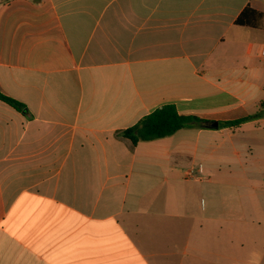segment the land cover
Masks as SVG:
<instances>
[{"label":"crops","instance_id":"crops-1","mask_svg":"<svg viewBox=\"0 0 264 264\" xmlns=\"http://www.w3.org/2000/svg\"><path fill=\"white\" fill-rule=\"evenodd\" d=\"M263 45L264 0H0V264H264ZM167 103L200 121L121 135Z\"/></svg>","mask_w":264,"mask_h":264},{"label":"trees","instance_id":"trees-1","mask_svg":"<svg viewBox=\"0 0 264 264\" xmlns=\"http://www.w3.org/2000/svg\"><path fill=\"white\" fill-rule=\"evenodd\" d=\"M263 14L247 6L245 7L235 23L240 25H256L258 18ZM0 100L10 104L16 109H23V104L18 100L6 96L0 92ZM247 118H238L227 120L221 123L222 126L239 125ZM200 121L194 115L180 114L173 103L164 104L147 115L143 116L135 125L126 128L121 135L128 138L132 144L141 140H151L155 138L171 135L177 130L194 125V122Z\"/></svg>","mask_w":264,"mask_h":264},{"label":"rangeland","instance_id":"rangeland-1","mask_svg":"<svg viewBox=\"0 0 264 264\" xmlns=\"http://www.w3.org/2000/svg\"><path fill=\"white\" fill-rule=\"evenodd\" d=\"M256 112L260 113V110H258ZM248 134L249 135L253 134L255 137L254 148H255L256 153L257 154L262 153L264 150H262L263 149L262 146H260V145L257 146L256 140L257 139H259L261 141L264 140V129L250 131ZM244 135L247 136L246 133ZM221 151L222 152L220 155H215L212 158H210V164L215 165L221 169L220 174L222 175L223 186L217 189L216 197L221 198V199H223V201H225V200L235 198V190L231 188L232 176H234V177L238 176L241 178H245L246 174L241 172V169H240V166L238 165L237 159L232 155L229 142L224 143ZM258 164L264 165V160H262V161L260 160L258 162ZM236 170H238V172H236ZM262 175H263L262 172L253 174L251 176V178L248 179L249 188L248 187L247 188H241L240 189V195L243 194V196H246V194H248L249 196H251L253 198L263 199L264 198V189L259 187V183H260L259 177H261ZM240 180H242V179H240ZM246 183H247V179L245 181V184ZM225 228L226 227L224 226L223 229L226 230ZM228 240H229V237H226L224 235V237L222 238V242H221V245L224 248L229 245V242H227Z\"/></svg>","mask_w":264,"mask_h":264},{"label":"built area","instance_id":"built-area-1","mask_svg":"<svg viewBox=\"0 0 264 264\" xmlns=\"http://www.w3.org/2000/svg\"><path fill=\"white\" fill-rule=\"evenodd\" d=\"M262 54L264 55V45H263V48H262ZM201 170H202V169H201V167L199 166V167H198V172L200 173ZM186 175H187V176H191V177H195L196 175H198V173L195 174L194 169H193V168H190V169H188V170L186 171Z\"/></svg>","mask_w":264,"mask_h":264},{"label":"water","instance_id":"water-1","mask_svg":"<svg viewBox=\"0 0 264 264\" xmlns=\"http://www.w3.org/2000/svg\"><path fill=\"white\" fill-rule=\"evenodd\" d=\"M217 125H218V124H217V122L215 121V122L213 123V126H214V127H217Z\"/></svg>","mask_w":264,"mask_h":264}]
</instances>
